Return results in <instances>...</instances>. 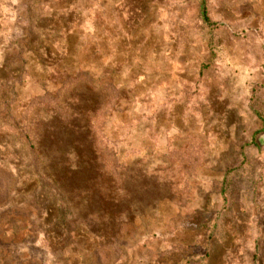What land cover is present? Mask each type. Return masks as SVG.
I'll return each mask as SVG.
<instances>
[{"label": "rangeland", "instance_id": "1", "mask_svg": "<svg viewBox=\"0 0 264 264\" xmlns=\"http://www.w3.org/2000/svg\"><path fill=\"white\" fill-rule=\"evenodd\" d=\"M201 2L0 0V264H264V0Z\"/></svg>", "mask_w": 264, "mask_h": 264}, {"label": "trees", "instance_id": "2", "mask_svg": "<svg viewBox=\"0 0 264 264\" xmlns=\"http://www.w3.org/2000/svg\"><path fill=\"white\" fill-rule=\"evenodd\" d=\"M200 16H201V19L205 22V23H208L209 22V17H208V11H207V5H206V0H202V2L200 3ZM72 72H62L59 76H61L64 80H56V86L53 88V90L50 92V91H47L45 93V95L43 96H38L36 98H34V101L33 100H30L27 104H26V107L28 105H32V106H39L40 108L42 109H47V111H53V113L55 112V109L57 110H60L61 109V106L65 105V107L67 106V102H68V98L65 100V98L67 97V91L70 89V87L72 88L73 85L75 84H79L83 81H90L92 83L96 82L94 81V78L92 75H90L88 72H85V71H78L77 73H74V74H71ZM88 87L90 88L89 90L91 92H93V88H91V86L89 84H84V87ZM94 86V85H93ZM110 88H113L115 89L114 85H112L111 83H108V85ZM121 99L118 97L116 100H115V105L117 106H120L121 105ZM58 116V115H56ZM27 121H25L23 118L17 120V125L20 127H22V125L26 124ZM28 125V124H27ZM25 129V128H24ZM25 131V136H26V139H28V142L30 143L31 145V149L33 150V152L36 151V147H37V143L35 142V140H31V136H30V133L27 131V130H24ZM83 138H84V135H83ZM94 143V142H93ZM56 167H60L62 166V164H55ZM51 168L53 170H50V174H54V169L55 167H52ZM99 169V168H98ZM48 232V230H46V233Z\"/></svg>", "mask_w": 264, "mask_h": 264}, {"label": "clouds", "instance_id": "3", "mask_svg": "<svg viewBox=\"0 0 264 264\" xmlns=\"http://www.w3.org/2000/svg\"><path fill=\"white\" fill-rule=\"evenodd\" d=\"M12 2H13V3H16V2H18V0H12Z\"/></svg>", "mask_w": 264, "mask_h": 264}]
</instances>
